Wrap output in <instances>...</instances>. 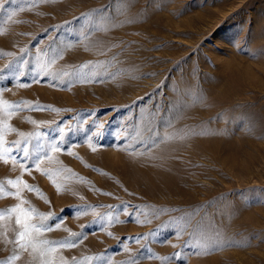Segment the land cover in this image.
<instances>
[{"label":"rangeland","instance_id":"374dc122","mask_svg":"<svg viewBox=\"0 0 264 264\" xmlns=\"http://www.w3.org/2000/svg\"><path fill=\"white\" fill-rule=\"evenodd\" d=\"M0 140V264H264V0H0Z\"/></svg>","mask_w":264,"mask_h":264},{"label":"snow or ice","instance_id":"6c2138e0","mask_svg":"<svg viewBox=\"0 0 264 264\" xmlns=\"http://www.w3.org/2000/svg\"><path fill=\"white\" fill-rule=\"evenodd\" d=\"M6 103V102H4ZM2 140H0V144H2ZM57 150V149H54ZM7 149L6 148H2L0 149V158H4L3 154L4 152H6ZM30 155L29 152H27V150H25L24 152V159L27 160L28 156ZM5 162H7V159H5ZM22 166L24 167V169L27 171L28 170V165L24 163V161H19ZM36 163L38 164V160L36 161ZM48 174L50 179L52 178L51 175L49 173H45ZM20 181H8L9 184H17ZM25 188H27L30 191H38V189H34L33 186L31 185H24ZM0 190H2V187H0ZM58 190L59 187H58ZM3 195L7 196V195H18V193H11V192H4ZM23 203V201H22ZM16 213H21L25 219L22 221L21 216L17 215L16 218V224L18 226L21 227V231H19L16 235V239H15V243L18 245L19 248H22L24 250H27V248L29 246H31L33 248L34 251L36 250H40V254L43 257L46 253L48 252H52L55 251L56 247H72L75 246L74 242L72 241H61V242H52V241H47V240H40L38 239V237L40 236V234L44 231H48L51 230L49 227L45 226L43 223L40 224H33L30 223V217H29V213H31L33 216H39V217H43L46 214H41L38 213V211L35 208H31V209H21L20 205H17L15 207L9 208L7 210H3L0 211V219H3L5 216H10L11 214H16ZM35 234V235H33ZM19 257L13 256L11 258V260H15L18 259ZM11 260L7 262V264H11ZM43 264H50V261H44Z\"/></svg>","mask_w":264,"mask_h":264}]
</instances>
